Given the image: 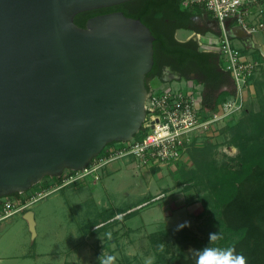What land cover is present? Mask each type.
Wrapping results in <instances>:
<instances>
[{"label": "water", "instance_id": "obj_1", "mask_svg": "<svg viewBox=\"0 0 264 264\" xmlns=\"http://www.w3.org/2000/svg\"><path fill=\"white\" fill-rule=\"evenodd\" d=\"M129 1L0 0V198L79 171L140 132L154 65L150 29L122 12L74 23L79 13ZM223 28L262 50L230 21ZM211 30L221 32L216 20ZM200 36L189 39L199 44ZM24 217L32 229L31 214Z\"/></svg>", "mask_w": 264, "mask_h": 264}, {"label": "trees", "instance_id": "obj_2", "mask_svg": "<svg viewBox=\"0 0 264 264\" xmlns=\"http://www.w3.org/2000/svg\"><path fill=\"white\" fill-rule=\"evenodd\" d=\"M118 11H122L127 17L139 19L154 36V65L146 76L148 91L151 89L148 79L160 75L158 57L163 56L171 60L173 68L179 72L186 65L192 66V71L196 74L194 78L202 86L198 110L202 120L235 94L232 78L220 66L217 53L200 49L198 43H194V47L190 49L185 44L176 42L171 44L166 40L163 30L166 20L177 21V28L189 29L191 18L209 15L207 12L199 7L185 9L181 6V0H132L108 8L79 13L74 17V23L84 28L87 19ZM209 31L205 29L200 34ZM248 51L241 49L243 54ZM258 54L255 50L253 56L257 57ZM181 76L189 77L184 73H181ZM261 79V83H257V102L247 108L245 106L240 117L232 124L228 123L237 115L224 121L225 127L218 132L227 148L237 150L233 158L218 161L215 154L219 145L205 143L196 146L197 138L187 150L190 165L180 166L178 184L184 185L186 191L193 190L194 186L198 188L192 193L194 197H189V201L200 204L201 212L197 217H206L205 226L209 227L211 232L221 233L222 238L212 242L202 241L188 227L181 231L174 229L182 252L190 247H232L245 257L246 264H264V70L261 71ZM142 135L140 131L134 139H139ZM46 178L52 179L54 183L60 180L58 177ZM48 187L47 183L41 182L31 190ZM17 195L16 193L11 196ZM158 235L166 236L167 232ZM117 264L132 263L125 259ZM168 264H196V257L192 253L187 256L181 254Z\"/></svg>", "mask_w": 264, "mask_h": 264}, {"label": "rangeland", "instance_id": "obj_3", "mask_svg": "<svg viewBox=\"0 0 264 264\" xmlns=\"http://www.w3.org/2000/svg\"><path fill=\"white\" fill-rule=\"evenodd\" d=\"M191 35L192 34L188 31H179L176 33V38L179 40H188ZM220 37L221 33L214 31L201 34L198 39L201 44L199 45L200 49L207 46L212 48L216 44V41L220 40ZM253 40L263 43L264 36L255 34ZM238 41L239 40L234 39V44L240 47L241 44ZM209 51H213V49H209ZM261 81L260 71L250 82V85L253 87V92H251L250 88H247L245 91L247 97L246 108L252 103L257 102V83H261ZM172 87L181 88V85L177 83L172 85ZM240 115L241 114L234 117L228 124H232ZM225 125L226 123L224 122L217 124L213 127V130L201 135L199 134L195 141L196 146H201L205 143L218 144L219 147L216 149L215 154L218 161L233 158L237 154V150L235 148H227L223 144L224 139L219 136V130L225 127ZM183 159L177 161L179 163L177 166L179 167L178 171L180 169L179 165H181V167L182 165L188 167L189 161L187 155ZM169 169L168 167L161 168V174L152 175L150 180L146 179L144 176H139L134 179L135 177L131 170L128 171L130 176L126 175L123 171H119L112 177L103 178L101 181H93L92 179L85 180L88 182H96L97 184L94 186L90 184L85 188L80 186L76 192H74L72 188H66L62 191H56L41 199L32 201L23 211L15 212L0 220V241L9 243V245H6L8 248L7 254H32L36 250L54 252L51 258L53 264H58L59 262L64 263L66 261L71 263L74 261L73 250L76 249V247L84 248L86 245L83 244L82 238V233L85 232V228H80L79 226L92 217L86 215L87 213L85 212H96L93 203L88 202L84 204L87 197H92V192L93 197L99 198V206H96L98 211L103 212L106 207H108L109 210H105V212L113 211L116 208H126L128 205L139 200L144 194L151 193L154 195L159 188H167L172 186V184L178 186L180 178L174 179L175 176ZM100 175L102 178L103 173L101 172ZM47 179L48 178L43 177L41 182L47 183ZM134 180H136V183H133ZM148 181L150 182L148 183ZM35 186H37V184L32 187ZM191 187L193 186H189V188ZM90 188H92V192ZM181 188L180 191L186 192L184 194L187 197H194L192 193L194 190L198 189L194 186L193 190L186 191L184 189L185 186L182 184ZM28 192H30V190ZM160 205L159 201L151 202L148 206L140 210L137 216L129 220V227L132 229L139 227L140 230L136 232L133 230L130 232V238H135L131 245L126 242L127 237L121 239L124 246L122 250L114 249L111 251H104L100 249V246H96L95 248L96 239L91 240L93 248H91L89 252L92 258H90V260L93 261H89V264L95 263V256L99 260V264H101L102 258L108 255L115 256L114 264H117L119 261H124L125 259L130 260L132 264H168L172 259L181 254L184 256L190 254V250L194 248L190 247L188 250L182 252L180 244L178 243L177 232L174 229L168 231L166 236L158 235L159 233L147 236V234L154 232L156 229L154 225L151 224L152 221L156 220L161 222L165 220ZM27 213L31 214L33 220L32 229L30 228L29 222L24 217ZM175 219H179L180 222L188 220L187 211L182 210L175 213L174 219H169L171 222L168 221V224H175ZM205 220L206 217L195 216L191 219V227L188 228L198 239L210 241L208 239V234L211 230L209 227L205 226ZM100 234L103 236V232ZM98 239L100 238L98 237ZM99 241H103V238Z\"/></svg>", "mask_w": 264, "mask_h": 264}, {"label": "built area", "instance_id": "obj_4", "mask_svg": "<svg viewBox=\"0 0 264 264\" xmlns=\"http://www.w3.org/2000/svg\"><path fill=\"white\" fill-rule=\"evenodd\" d=\"M185 9L199 7L216 20L221 29L220 40L213 47L220 66L233 81L235 94L202 120L198 114L194 94L169 86L148 92L145 101V120L142 137L129 142H117L105 147L85 168L64 170L48 188L31 190L17 196L0 198V220L26 209L30 202L41 199L67 186L85 180L98 181L100 173L113 161L128 158L137 168H152L175 163L186 156L193 140L213 130L217 124L242 112L246 105V89L253 77L264 70V43L258 56H248L227 36L223 24L230 21L251 36H264V0H181Z\"/></svg>", "mask_w": 264, "mask_h": 264}, {"label": "crops", "instance_id": "obj_5", "mask_svg": "<svg viewBox=\"0 0 264 264\" xmlns=\"http://www.w3.org/2000/svg\"><path fill=\"white\" fill-rule=\"evenodd\" d=\"M212 31V30H211ZM201 35V34H200ZM254 44L262 46L263 43H259L258 41H254L253 38H251ZM180 41H187L186 40H180ZM217 42V41H216ZM241 46L240 49H248L249 51L246 53L248 56H253L254 51L258 49H252L249 48L248 45L246 46L244 43L238 41ZM199 45H201L199 43ZM202 47V46H201ZM214 47V46H213ZM213 47H204L202 50L209 51V49H213ZM179 83L181 85V90L190 92L194 94L195 96V102L197 109L200 108L201 103V91L202 86L196 82V79L194 77H187L182 78L178 81H163L161 79H158L157 77L148 79V85L151 88V90H161L165 89V87L172 86L174 84ZM251 92H253V87L249 85ZM199 96V97H197ZM247 99V97H246ZM247 102V101H246ZM184 158V157H183ZM182 158V159H183ZM181 159V160H182ZM180 160V161H181ZM184 160V159H183ZM178 162L175 163H167V164H160L158 166L152 167V168H137L133 162L128 159H121L118 161H113L109 163L106 167V169L103 172V176L100 179V181L103 178H110L112 177L116 172L123 171L126 175L130 176V173L128 172L131 170L134 175V179L138 178L139 176H144L146 179L150 180L151 176L154 174H161V168L168 167L169 170L172 172V174L175 176L174 179H178ZM190 163L188 164V166ZM181 166V165H179ZM51 178V177H50ZM175 181V180H174ZM138 182V181H137ZM150 181H148L149 183ZM133 183H136V180H134ZM54 184V181L52 179H47V185L51 186ZM88 184L94 186L97 184L96 182L92 181H81L76 184H72L70 186H67L59 191H62L66 188H72L74 192L77 191V189L81 186L85 188ZM181 185L178 184V186H175V184L167 188H159V190L156 191L154 195L151 193L144 194L141 196V198L134 203H130L131 205H128L126 208H116L113 211H107L109 210L108 207L104 208L103 212L98 211L96 206H99V198L93 197L92 188H90V191L92 192V197H87L85 200V203H93V207L96 209V212L88 211L86 215L91 216L92 218L89 220H86L80 225V228H85L84 233H82L83 238V244H86L85 247H76V249L73 250L74 252V261L71 263L66 262H59L58 264H89V261L91 258V254L89 251H91V248H93V244L91 243V240L96 239V246H100V249L102 250H122L123 249V243L121 241L122 238L127 237L126 242L128 244H132V241L135 239L130 238V232L131 231H138L140 230L139 227L131 228L128 226V222L131 218L137 216L140 210L148 206L151 202L159 201L160 202V208L162 210L163 217L165 220L160 221H152L151 224L154 225L156 228L154 232H151L147 234V236H150L151 234H157V233H163L168 232L170 230H173L177 227L178 223H180L179 219H175V224H168V221L173 220L175 213L186 210L188 213V220L191 221V219L201 211V206L199 203H191L189 201V197H187L184 193L180 191ZM97 199V200H96ZM112 207V206H111ZM106 218H108L106 220ZM170 219V220H169ZM171 222V221H170ZM94 225V226H93ZM103 232V236H101ZM114 236V237H113ZM146 236V235H145ZM103 238V241H99ZM148 239V238H147ZM90 240V241H89ZM148 241V240H147ZM95 242V241H94ZM89 244V245H88ZM6 245H9V243H4L0 241V264H53L51 261V258L53 257L54 252H43V251H34V253H25L22 255H11L7 254L8 248ZM95 256V255H94ZM92 259V258H91ZM95 263L93 264H99V260L95 256Z\"/></svg>", "mask_w": 264, "mask_h": 264}, {"label": "flooded vegetation", "instance_id": "obj_6", "mask_svg": "<svg viewBox=\"0 0 264 264\" xmlns=\"http://www.w3.org/2000/svg\"><path fill=\"white\" fill-rule=\"evenodd\" d=\"M122 12V11H118ZM123 13V12H122ZM100 15V14H99ZM178 22L175 20L168 21L166 20V23L164 25V32L166 36V40L169 41L171 44L174 42L185 44L188 48H193L194 43H197L196 40H187V41H180L176 38V33L179 31H188L192 35L193 34H200L201 31L205 29H211L214 28V19L210 15L203 14L202 16H194L191 18V22L188 24L189 29H183V28H177ZM163 28V27H162ZM191 35V36H192ZM158 65H159V73L160 75L157 77L158 79H168L171 76L175 75L176 73L181 75V73L186 74L189 77H195L196 74L192 71L191 65H186L184 68H182V71L179 72L177 69H174L173 62L163 56L158 57Z\"/></svg>", "mask_w": 264, "mask_h": 264}, {"label": "clouds", "instance_id": "obj_7", "mask_svg": "<svg viewBox=\"0 0 264 264\" xmlns=\"http://www.w3.org/2000/svg\"><path fill=\"white\" fill-rule=\"evenodd\" d=\"M186 227H191L190 220H184L178 223L176 231H181ZM222 238L221 233L212 231L208 234L210 241H216ZM196 257V264H246L245 257L237 253L232 247L221 248L205 246L203 248H194L190 250ZM115 256L108 255L103 257L101 264H114Z\"/></svg>", "mask_w": 264, "mask_h": 264}]
</instances>
